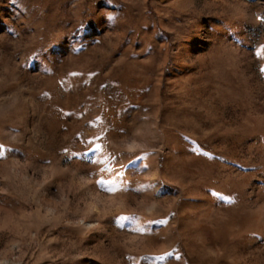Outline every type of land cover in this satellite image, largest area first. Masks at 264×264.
Segmentation results:
<instances>
[{"label":"rangeland","instance_id":"rangeland-1","mask_svg":"<svg viewBox=\"0 0 264 264\" xmlns=\"http://www.w3.org/2000/svg\"><path fill=\"white\" fill-rule=\"evenodd\" d=\"M145 256L264 264V0H0V264Z\"/></svg>","mask_w":264,"mask_h":264},{"label":"snow or ice","instance_id":"snow-or-ice-1","mask_svg":"<svg viewBox=\"0 0 264 264\" xmlns=\"http://www.w3.org/2000/svg\"><path fill=\"white\" fill-rule=\"evenodd\" d=\"M99 147V145H97V148ZM139 159V158H138ZM137 164L136 160H132L129 163V167H132L134 165ZM144 167H147L146 165ZM108 192H115L116 189L115 188H109L107 189ZM227 202H231L230 199H227ZM118 220L120 221H127L128 222V226L130 228V230L132 232L135 233H144L147 229L145 227H141L140 226V222H139V218L137 217H132V216H121L118 217ZM150 223H156V224H162V223H166V221H155V222H150ZM165 257L164 256H157V257H151V256H145L143 257L145 264H153V262L155 260H163ZM177 259H179V257H176Z\"/></svg>","mask_w":264,"mask_h":264}]
</instances>
